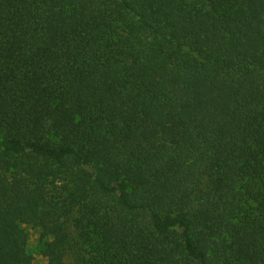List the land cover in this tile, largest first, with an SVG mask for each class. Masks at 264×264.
Instances as JSON below:
<instances>
[{
	"label": "trees",
	"instance_id": "obj_1",
	"mask_svg": "<svg viewBox=\"0 0 264 264\" xmlns=\"http://www.w3.org/2000/svg\"><path fill=\"white\" fill-rule=\"evenodd\" d=\"M264 264V0H0V264Z\"/></svg>",
	"mask_w": 264,
	"mask_h": 264
},
{
	"label": "rangeland",
	"instance_id": "obj_2",
	"mask_svg": "<svg viewBox=\"0 0 264 264\" xmlns=\"http://www.w3.org/2000/svg\"><path fill=\"white\" fill-rule=\"evenodd\" d=\"M29 235L27 250L31 257L30 264H46V258L42 255L41 244L39 242L40 232L31 226L26 227Z\"/></svg>",
	"mask_w": 264,
	"mask_h": 264
}]
</instances>
